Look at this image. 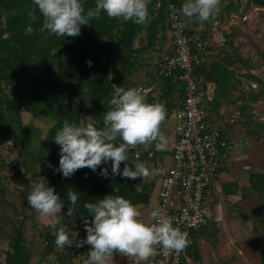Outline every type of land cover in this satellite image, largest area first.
<instances>
[{
	"label": "rangeland",
	"instance_id": "1",
	"mask_svg": "<svg viewBox=\"0 0 264 264\" xmlns=\"http://www.w3.org/2000/svg\"><path fill=\"white\" fill-rule=\"evenodd\" d=\"M184 18L190 27L203 23L195 18ZM214 19L229 21L233 33L229 43L211 56L209 68L206 67L215 79L216 90L218 88L208 108L209 120L213 128L240 142L242 149L233 154L224 172L218 176L211 224L196 239L198 258H189L191 264H262L264 223L260 213L264 210V189L258 192L249 190L248 177L250 174L264 175V7L251 0H218L215 14L209 22ZM142 23L144 28L133 41L136 49L134 70L125 81L128 88L139 89L146 102L163 103L165 85L158 77L157 67L165 55L166 34H159L154 46L146 49L148 19ZM113 52L111 55L105 53L104 61L116 59L122 50L115 45ZM253 94H257L254 101L251 100ZM178 103L179 92L173 91L170 105L173 107ZM19 112L22 126L30 138L26 150L19 155L17 147L0 136V264H5L14 228L21 220L22 235L30 253L28 264H84L91 246L84 244L77 247L76 243L68 248L54 247L53 252L40 262L45 247V228L54 225L55 221L32 210L27 196L31 183L38 176L49 182L45 155L42 158L34 156L39 154V148L54 121L34 118L23 108ZM162 132L168 143L164 149L155 147L154 156L149 154L146 166L157 171L143 178L142 184L149 199L147 204L138 205L141 219L148 223L156 203L160 178L172 165L168 156L170 141L174 138L171 118ZM225 183L236 184L237 195L223 194L221 187ZM57 215L61 216L60 213ZM77 229L69 231L73 242L82 241L86 235L85 231ZM109 264H129L128 256L116 253Z\"/></svg>",
	"mask_w": 264,
	"mask_h": 264
},
{
	"label": "trees",
	"instance_id": "2",
	"mask_svg": "<svg viewBox=\"0 0 264 264\" xmlns=\"http://www.w3.org/2000/svg\"><path fill=\"white\" fill-rule=\"evenodd\" d=\"M156 1L150 0L147 5L146 49L154 46V40L159 34H166V0H161L159 9L155 8ZM251 1L264 7V0ZM169 2H172L180 12L183 22L190 26L180 11L183 3L178 0ZM83 6L85 11L94 8L95 0H83ZM42 23L43 17L33 0H0V136L11 141L17 147L18 154L22 155L30 144V138L22 126L19 110L23 108L34 118L54 121L39 148V154L34 158H42L45 155L48 184L60 194L64 208L59 212L60 223L45 228L43 235L45 247L40 262L56 247L54 229L65 226L68 232L78 231L77 228L85 231V219L87 218L89 223L92 219L85 207L86 203H94L95 200L110 194L123 196L134 205L147 204L149 199L142 178L129 179L122 178L119 174L113 175L111 161L107 165L99 166L96 172L83 167L70 177H63L61 173L53 170V167H58L59 164V145L54 142V137L63 122L68 120L79 123L91 116L97 127H103L104 112L108 109V101L114 92L112 85L128 89L125 78L131 75L135 64L136 49L133 47V41L144 28L143 23H135L132 20L125 22L122 19L111 18L101 11L99 17L90 18L87 25L81 26L79 35L65 37L42 32L40 30ZM203 23L208 24L209 19ZM29 25L33 31L26 34ZM115 45L122 53L117 55L116 59L104 61L105 53L113 54ZM203 66L204 64L198 70L199 75L204 73ZM110 75L111 80L108 78ZM204 76L209 81L215 80L212 74L206 77L204 73ZM158 77L165 85L162 98L163 104L167 106L165 120L160 125L162 132L173 108L176 107L170 105L171 93L180 92L181 85L169 78ZM252 79L258 81L255 77ZM256 97L257 94H253L251 100H256ZM182 99L183 93L179 94V103ZM213 100L208 104L210 105ZM221 133L227 135L223 131ZM121 142L119 137L114 141L116 144ZM155 144L156 141H153L146 148L144 145L130 147L127 161L120 164L121 171L125 163L133 167L137 162L146 164L150 159L149 154L155 155ZM49 164L53 167H49ZM101 167L108 168L107 177L100 175ZM248 184L250 185L248 189L254 192L264 189V175L250 174ZM221 189L227 196L238 193L236 184L225 183ZM69 190L78 193L77 204L71 215H67V209L73 207L67 197ZM260 215L264 223V210ZM205 229L191 235L187 253L193 259L198 258L196 239ZM22 231L23 220L14 228L5 264H28L30 253ZM261 261L264 264V256L261 257Z\"/></svg>",
	"mask_w": 264,
	"mask_h": 264
},
{
	"label": "clouds",
	"instance_id": "3",
	"mask_svg": "<svg viewBox=\"0 0 264 264\" xmlns=\"http://www.w3.org/2000/svg\"><path fill=\"white\" fill-rule=\"evenodd\" d=\"M43 17L40 30L48 35L77 36L81 26L87 25L90 18L99 17L104 11L111 18L127 22L142 23L148 15V0H95V7L85 11L83 0H33ZM218 0H184L180 11L189 18L200 21L208 20L215 14ZM33 31L31 25L26 34ZM91 62L89 61V64ZM112 79L111 75L108 77ZM114 92L108 101L109 107L104 112L103 127H97L93 117L79 123L65 120L55 133L54 142L59 145V164L53 167L63 177H70L76 170L87 167L93 172L101 165L111 161V173L122 178L136 179L154 175L157 170L150 169L144 162L133 166L121 162L127 161L128 149L136 145L145 148L156 141L157 149H164L168 143L160 131L161 122L166 117L163 103H148L143 93L137 88L125 89L112 85ZM119 137V144L114 141ZM240 158H246L241 156ZM100 175L107 177V167L100 168ZM138 187V185L136 186ZM67 197L73 207L67 209L71 215L77 204L78 193L67 191ZM27 203L41 216L49 217L60 223L57 215L64 203L54 187L49 186L44 177H37L30 186ZM90 216L85 219V238L73 242L65 226L54 229L55 244L58 248L66 245L77 247L84 244L91 246L84 264H109L116 253L146 261L160 244L166 250H182L189 241L188 234L173 226L174 217L167 215L164 209L155 208L150 212L152 222L141 219L138 205L120 195H106L95 202L85 204Z\"/></svg>",
	"mask_w": 264,
	"mask_h": 264
},
{
	"label": "built area",
	"instance_id": "4",
	"mask_svg": "<svg viewBox=\"0 0 264 264\" xmlns=\"http://www.w3.org/2000/svg\"><path fill=\"white\" fill-rule=\"evenodd\" d=\"M160 7L161 0H157L155 8ZM165 18L171 51L160 60L157 73L180 83L179 94L183 93V99L171 112L174 122V138L169 148L172 165L160 178L153 209L162 208L174 217L173 226L188 234L189 243L179 251L166 250L156 244L146 261L128 256L129 264L192 263L187 253L191 235L211 223L216 178L233 154L242 149L235 138L212 127L208 103L215 98L214 87L198 74L207 56L229 43L233 33L231 23L214 19L208 24L187 26L169 0H166Z\"/></svg>",
	"mask_w": 264,
	"mask_h": 264
},
{
	"label": "crops",
	"instance_id": "5",
	"mask_svg": "<svg viewBox=\"0 0 264 264\" xmlns=\"http://www.w3.org/2000/svg\"><path fill=\"white\" fill-rule=\"evenodd\" d=\"M166 41H167V44L164 46V48H165V54L166 53H169L170 51H171V47H170V42L168 41V39H167V36H166ZM217 54V52H215V53H211V54H209L208 56H207V58H206V61H205V63H204V66H203V71H204V73H205V75H206V77L207 76H209L210 74H211V71H209L208 70V65L210 64V61H211V56H215ZM206 67H208L207 68V70H206ZM204 73L202 74L201 73V78L202 79H204L207 83H210L211 85H213V87H214V92H215V96H216V92H218V88H217V90H216V84H215V81H209L207 78H205V76H204ZM216 86V87H215ZM226 166V165H225ZM225 169V168H224ZM222 172H224V170L222 171ZM218 176H220V175H218ZM217 179H218V177L216 178V181H215V184H216V188H215V191L217 190ZM221 192H222V190H221ZM211 224V223H210ZM210 224L207 226V227H209L210 226ZM207 227H206V229H207ZM199 239V238H198ZM188 257H190L189 255H188Z\"/></svg>",
	"mask_w": 264,
	"mask_h": 264
}]
</instances>
